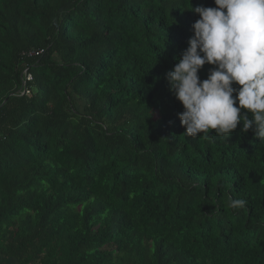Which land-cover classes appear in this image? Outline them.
Wrapping results in <instances>:
<instances>
[{"label": "trees", "instance_id": "obj_1", "mask_svg": "<svg viewBox=\"0 0 264 264\" xmlns=\"http://www.w3.org/2000/svg\"><path fill=\"white\" fill-rule=\"evenodd\" d=\"M190 6L0 0L1 255L264 264V144L242 123L188 136L166 80L200 19Z\"/></svg>", "mask_w": 264, "mask_h": 264}, {"label": "clouds", "instance_id": "obj_2", "mask_svg": "<svg viewBox=\"0 0 264 264\" xmlns=\"http://www.w3.org/2000/svg\"><path fill=\"white\" fill-rule=\"evenodd\" d=\"M214 2L216 7H193L190 0L185 9L200 19L166 73L169 90L184 107L179 119L191 137L211 135V129L228 139L242 123V133L253 130L264 144V0ZM206 64L213 67L201 80ZM246 203L230 198L228 206L241 209Z\"/></svg>", "mask_w": 264, "mask_h": 264}, {"label": "crops", "instance_id": "obj_3", "mask_svg": "<svg viewBox=\"0 0 264 264\" xmlns=\"http://www.w3.org/2000/svg\"><path fill=\"white\" fill-rule=\"evenodd\" d=\"M0 264H17V260L15 258H6L0 254Z\"/></svg>", "mask_w": 264, "mask_h": 264}, {"label": "rangeland", "instance_id": "obj_4", "mask_svg": "<svg viewBox=\"0 0 264 264\" xmlns=\"http://www.w3.org/2000/svg\"><path fill=\"white\" fill-rule=\"evenodd\" d=\"M81 106L83 107V104L81 105V102H79V108H81V109H82V107H81Z\"/></svg>", "mask_w": 264, "mask_h": 264}, {"label": "bare ground", "instance_id": "obj_5", "mask_svg": "<svg viewBox=\"0 0 264 264\" xmlns=\"http://www.w3.org/2000/svg\"><path fill=\"white\" fill-rule=\"evenodd\" d=\"M88 34V33H87ZM60 42V41H59ZM36 43H38V42H36ZM61 43V42H60ZM60 45V44H59ZM56 46V45H55ZM58 50V49H57Z\"/></svg>", "mask_w": 264, "mask_h": 264}, {"label": "built area", "instance_id": "obj_6", "mask_svg": "<svg viewBox=\"0 0 264 264\" xmlns=\"http://www.w3.org/2000/svg\"><path fill=\"white\" fill-rule=\"evenodd\" d=\"M39 52H37V54H38Z\"/></svg>", "mask_w": 264, "mask_h": 264}, {"label": "water", "instance_id": "obj_7", "mask_svg": "<svg viewBox=\"0 0 264 264\" xmlns=\"http://www.w3.org/2000/svg\"><path fill=\"white\" fill-rule=\"evenodd\" d=\"M6 101V100H5Z\"/></svg>", "mask_w": 264, "mask_h": 264}]
</instances>
